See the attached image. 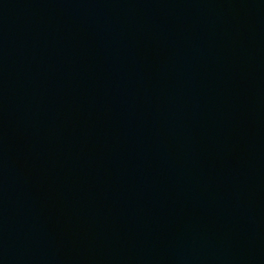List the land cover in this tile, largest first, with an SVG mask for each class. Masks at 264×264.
<instances>
[{"label":"water","instance_id":"obj_1","mask_svg":"<svg viewBox=\"0 0 264 264\" xmlns=\"http://www.w3.org/2000/svg\"><path fill=\"white\" fill-rule=\"evenodd\" d=\"M0 264H264V0H0Z\"/></svg>","mask_w":264,"mask_h":264}]
</instances>
